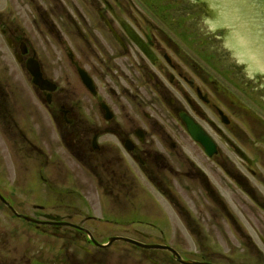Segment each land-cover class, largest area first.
I'll list each match as a JSON object with an SVG mask.
<instances>
[{"label":"flooded vegetation","instance_id":"flooded-vegetation-1","mask_svg":"<svg viewBox=\"0 0 264 264\" xmlns=\"http://www.w3.org/2000/svg\"><path fill=\"white\" fill-rule=\"evenodd\" d=\"M10 1L0 264H264V70L204 13L218 8L191 0L223 47L183 0Z\"/></svg>","mask_w":264,"mask_h":264},{"label":"water","instance_id":"water-1","mask_svg":"<svg viewBox=\"0 0 264 264\" xmlns=\"http://www.w3.org/2000/svg\"><path fill=\"white\" fill-rule=\"evenodd\" d=\"M257 1L259 2V4L257 2H253V0H252L253 9H251V12H254V16L256 17V20H260V17L255 15V9L257 10L256 14H259V15L263 14L264 15V0L263 1L257 0ZM236 2H238V1H236ZM241 2L243 4H246V5L252 4V2H247L244 0H241ZM187 3L188 4H186V5L180 6V13L183 10L196 11V16H197L200 9L197 7L196 2H193L191 0H187ZM256 3H257V6H256ZM204 13L205 14L208 13V15L210 17H213V12H205L204 11ZM232 13H233L232 15L238 20L241 18L242 15H244V13H242V15H241V12L238 9L233 10ZM245 14L251 15V13H245ZM193 20H199V24H195V26L203 27L205 29V31H211L207 22L205 21V19L203 17L199 16V17L194 18ZM251 21H253V18L251 19ZM262 23L264 25V16L262 18ZM251 24H254V23L251 22ZM245 26L246 27L242 28V33L239 34L240 35L239 38L237 37L236 39L239 40L240 43L247 44V48H244L243 51H245L249 55L250 63L252 62L251 67H253V69L264 70V36L260 37L261 32L264 34V31L260 27L258 28L257 25H256V27H254V29H253V27H251V25L249 23H246ZM252 26H254V25H252ZM249 27H251L253 29V33L250 30H248V34L247 35L244 34ZM127 30L131 34V36L139 42L136 35L133 34V32L129 28H127ZM201 31H203V30H201ZM227 31L229 32L228 28H227ZM257 33H258L260 38L256 35ZM210 35L212 37V41L210 43L211 46L223 47L225 45L224 44L225 38L218 37L217 34H215L212 31L210 32ZM244 38H245V40H244ZM246 41H248L249 44ZM234 43L237 46H239V44L237 42L234 41ZM139 44L142 46V44L140 42H139ZM251 44H252V47H250ZM254 44H256V45L253 47ZM240 51L243 52L242 50H240ZM34 73L36 75V79H35L36 83L41 88H45L47 86V83L45 82V80L40 75L39 69L36 68ZM185 120H186V123L188 125L189 131L192 134V136L197 141L202 143V145L206 148L208 153L212 154L214 147H215L213 141L208 137V135L203 131V129L193 119L185 118ZM124 239L134 241V240L128 239V238H124ZM134 242H136V241H134ZM139 244L144 245L142 243H139ZM144 246L150 247V245H144ZM154 246L169 248L174 253L177 254V252L172 247L163 246V245H154ZM180 260H182V259L180 258ZM183 262H185L186 264H215V263L199 262V261H183Z\"/></svg>","mask_w":264,"mask_h":264},{"label":"rangeland","instance_id":"rangeland-1","mask_svg":"<svg viewBox=\"0 0 264 264\" xmlns=\"http://www.w3.org/2000/svg\"><path fill=\"white\" fill-rule=\"evenodd\" d=\"M182 3L183 4H181V6L188 4L187 0H183ZM0 8H1V10L3 11V13L6 16V15L11 14L12 9H14L16 7L13 5L12 1H10V0H2V6ZM17 8L18 9H23V7L21 5H18ZM190 13L194 16V18H196V11L183 10L180 14L183 15V16H189V15H191ZM193 21H194L195 24H199V20H193ZM195 27H196V29L198 31L199 26H195ZM180 248H182V247H180ZM184 249L188 251L190 249H196V247L195 246H185ZM213 261L215 263H219V264H236L237 263V262L236 263H232L230 261L223 260V259H213Z\"/></svg>","mask_w":264,"mask_h":264}]
</instances>
